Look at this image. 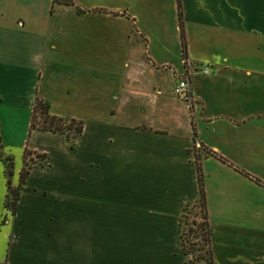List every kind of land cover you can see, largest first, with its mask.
Listing matches in <instances>:
<instances>
[{
  "label": "crops",
  "instance_id": "1",
  "mask_svg": "<svg viewBox=\"0 0 264 264\" xmlns=\"http://www.w3.org/2000/svg\"><path fill=\"white\" fill-rule=\"evenodd\" d=\"M72 1L50 4L110 38L87 42L64 33L67 23L51 26L34 2L0 0V132H30L36 98L55 116L92 123L77 142L80 168L64 135L30 132L63 145L52 157L30 149L48 159L30 170L14 215L0 157V264H192L181 235L200 202L197 143L214 153L203 160L213 166L203 181L213 263L264 264V0H180L186 56L177 0ZM161 73L172 85L189 77L193 109L175 107ZM96 75L115 86H95ZM23 166L22 156L13 188Z\"/></svg>",
  "mask_w": 264,
  "mask_h": 264
},
{
  "label": "rangeland",
  "instance_id": "2",
  "mask_svg": "<svg viewBox=\"0 0 264 264\" xmlns=\"http://www.w3.org/2000/svg\"><path fill=\"white\" fill-rule=\"evenodd\" d=\"M11 1H15V0H10V2ZM20 1L34 2L35 6H36L35 7L36 12H39L40 16H42L43 18H48L50 20V22H51V26L53 25L55 28L60 27L59 24L67 23L66 26H63L62 28L64 29V33H66L68 35L69 34L74 35V31H75L77 34L82 36V38L86 39L87 42H89L90 40H95V41L98 40V42L99 41H106V39L110 38V37H108V36H110L109 30L103 25H91L92 27H90L89 26L90 24H87V23H77L76 24V23L69 22V20H71V19L74 20L73 19L74 16L72 14H68V12H67L68 10H65V9H63L62 11L57 10V8H58L57 4H54L52 6V3L50 4V0H20ZM85 2H87L90 5V4L93 3V0H85ZM13 9H14L15 12H20V13L24 12L25 13L24 8L14 7ZM14 11H12V13H15ZM55 12H56V15L54 14ZM24 13H22V14L25 17H27L28 15H34L35 16V11L34 10H30V13L28 11L25 14ZM83 18H88V17H83ZM88 19H90V18H88ZM60 20H65V21H61L60 22ZM179 31H180V28H179ZM114 35H115V33H114ZM72 38H74V37H72ZM73 40H75V39H71L70 41L73 42ZM72 49H73V47H72ZM96 63H97L96 64L97 68L102 69V71L107 68V67L104 66V62L102 60H97ZM67 67H69V66H67ZM67 67H63V68L56 67L54 72L56 74H58L59 72H62V73L63 72H65V73L71 72V70L68 69ZM204 67L205 66H200L199 68L196 67L195 69H197L198 71L199 70H204ZM118 69H119V66H118ZM202 72H204V71H202ZM113 73H115L114 69H112V73L110 75H113ZM167 74L168 73H166V74L165 73H161L160 74V76L162 78V81L164 82V85H165V88H166V91H165L166 95L168 97L171 96L174 99V103H175L174 105L177 108H180L182 106L186 107L187 105L190 106L189 103H186L184 101L183 102L178 101V98L173 94L175 84L172 85L173 80H172V78L170 76L171 72H170L169 75H167ZM208 74H205V75H208ZM108 79H110V82H107ZM59 81L62 82L61 79ZM113 81H114L113 76H111V78H107V76H105V75L104 76H102V75H100V76L96 75L95 76V86L105 87V86H108L107 83H109V85H112V87H114L115 85H113V83H112ZM171 91H172V93H171ZM195 105L196 104L194 102L193 106H195ZM178 114L181 117V114L180 113H178ZM197 118H200V120L202 121V118L200 117V114L197 115ZM88 120L89 119H85V121L83 120L85 126H89V125L92 124ZM173 121H174V123L176 122V117H174V116H173ZM173 127H174V125H173ZM201 127H202V131H203L204 135L207 136L208 138L212 139L213 134L211 133L210 130H206V125H201ZM2 135L4 137V141H6V144H4V142L2 144L3 148L1 149V155H0L1 159L3 160V163L5 164L4 167H6V165H8V162L5 161V159L7 157H11L13 159V161H14V164L18 163V160L20 161L22 159L23 151L25 150L26 146L29 149H32V148L34 149V146H36L37 149H38L37 151L39 153H41L43 151V152L47 153L48 156L50 155L52 157V154H53L52 151L57 149V148L61 149V145H63V143L54 142L52 140H47V139H44V138H38L37 141H36L35 138L32 137V135L30 136L29 129L27 131L25 129L24 130L22 129L21 131L19 130V132L13 131L12 133H10L9 131H4V129H3V133H1V137H2ZM111 141H112V139L109 138V139H107V143H106V148H108L110 150L113 148V146H112L113 143ZM76 148H78V150H80V151L77 153V155L74 153L73 162L77 166H79V168H80L82 163H83V152H84V150H83L84 146L82 144V141L80 143H77ZM192 151L193 152L195 151L194 150V146L192 148ZM194 153L197 154L198 151H195ZM69 155H71V154L69 153ZM69 155H66V157L69 158ZM53 156H54V154H53ZM204 156L205 155H203V154L201 156V168H202L201 178L203 179V181H204V178H206L205 179V181H206L207 177H209V172L210 173L213 172V169H212L213 166L211 164H209V166L204 165V161H203L204 158H205ZM109 158H110V164H113L114 161H115V157L110 156ZM34 160H35V162H39V159H37L34 154H30V155L27 156V161L28 162L31 163ZM54 160L56 162V158L55 157H54ZM73 162H72V164H73ZM79 168H75L73 170V177L74 178H80L81 179L82 172H81V170ZM88 175L92 176L94 174L92 173V174H88ZM98 175H99V177H103L104 176L105 179L109 178V172H108L107 169H106L105 174L103 172H98ZM202 184L204 186L203 189H205L204 182H202ZM188 218H191V219L190 220L186 219L185 221H189V223H191V221H195L197 224H200L202 222L201 221L202 220V215L200 213L198 214V216L196 218L195 217L193 218V216H189ZM186 231L188 232V230H186ZM190 238H191V236H190ZM204 249H207V247L205 246ZM204 252H205V250L202 253H204Z\"/></svg>",
  "mask_w": 264,
  "mask_h": 264
},
{
  "label": "trees",
  "instance_id": "3",
  "mask_svg": "<svg viewBox=\"0 0 264 264\" xmlns=\"http://www.w3.org/2000/svg\"><path fill=\"white\" fill-rule=\"evenodd\" d=\"M58 2L59 0H55ZM65 4H72V0H61ZM179 5V22H180V32L182 38V51L184 56H186V39L184 34V21L182 17V9H181V2L177 0ZM40 131V132H51L52 134H62L68 140L71 148H75L77 145L78 140L83 136L84 124L82 121L79 120H68L62 117H58L53 115L50 109V105L48 102L36 98V101L33 105V110L30 118V132L32 131ZM1 133V132H0ZM2 140L0 136V155ZM30 154H34L39 162L32 161L31 163L27 161V156ZM205 155L204 157L214 156L210 150H206L203 148L200 152H198L195 156V162L198 169V179L200 184V202L197 206V211L194 213H190L189 216H193V218L197 217L200 213L202 215V222L197 224L195 221H183V234L181 235V245L183 249V253L185 255L191 256V263L192 264H214L212 259V249H211V236L212 231L208 223V215L206 210V196L204 191V186L202 184L203 179L201 178V156ZM48 159L47 154H37L36 152L30 151L27 147L24 150L23 154V162L24 166L22 167L20 173V187L13 188L11 186V181L13 177V165L14 161L11 157H7L5 161L8 162V165L5 167V174L8 179L7 185L9 189V197L7 200V209L10 210L11 214L14 215L17 212V205L20 198V188L26 182L30 170L35 166L41 165V162ZM31 161V160H30ZM186 216V219L189 217ZM185 219V220H186ZM189 220L191 218H188ZM187 219V220H188ZM188 230V232L186 231ZM191 236V238H190ZM207 249H204V247ZM205 250L204 253H202Z\"/></svg>",
  "mask_w": 264,
  "mask_h": 264
},
{
  "label": "built area",
  "instance_id": "4",
  "mask_svg": "<svg viewBox=\"0 0 264 264\" xmlns=\"http://www.w3.org/2000/svg\"><path fill=\"white\" fill-rule=\"evenodd\" d=\"M183 65L188 69L191 67L186 63L183 62ZM204 73L208 74V69H204ZM173 94L178 98L181 99V101H184L186 103H189L191 106V109L194 108L193 104L195 102L193 95H192V85L189 77L187 75L180 76L177 78ZM203 149V147L200 144H194V150L200 152Z\"/></svg>",
  "mask_w": 264,
  "mask_h": 264
}]
</instances>
